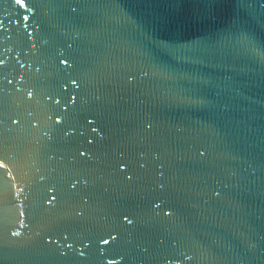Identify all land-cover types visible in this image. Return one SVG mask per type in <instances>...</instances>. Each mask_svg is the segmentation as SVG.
<instances>
[{
  "label": "water",
  "instance_id": "water-1",
  "mask_svg": "<svg viewBox=\"0 0 264 264\" xmlns=\"http://www.w3.org/2000/svg\"><path fill=\"white\" fill-rule=\"evenodd\" d=\"M0 264H264V0H0Z\"/></svg>",
  "mask_w": 264,
  "mask_h": 264
},
{
  "label": "snow or ice",
  "instance_id": "snow-or-ice-1",
  "mask_svg": "<svg viewBox=\"0 0 264 264\" xmlns=\"http://www.w3.org/2000/svg\"><path fill=\"white\" fill-rule=\"evenodd\" d=\"M17 2H18V3H24L25 0H17ZM25 19H27V17H25ZM65 63H66V61H65ZM30 95H31V93H29V96H30ZM125 219H127V218H125ZM102 243H103V244H107V243H109V241H108L107 239H105V240L102 241Z\"/></svg>",
  "mask_w": 264,
  "mask_h": 264
}]
</instances>
